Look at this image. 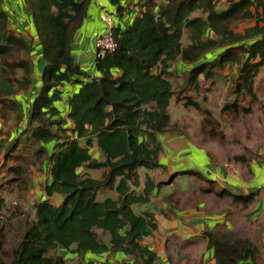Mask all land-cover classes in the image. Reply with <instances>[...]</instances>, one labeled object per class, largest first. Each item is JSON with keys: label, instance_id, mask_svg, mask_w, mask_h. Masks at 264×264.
Masks as SVG:
<instances>
[{"label": "trees", "instance_id": "trees-1", "mask_svg": "<svg viewBox=\"0 0 264 264\" xmlns=\"http://www.w3.org/2000/svg\"><path fill=\"white\" fill-rule=\"evenodd\" d=\"M4 1L0 120L19 124L9 133L16 132L12 147L20 143L29 149L32 163L46 162L50 179L43 185L44 196L34 203V217L24 221L20 238L3 252L8 260L0 257V264H67L58 249L81 256L122 252L134 258L125 264H160L143 243L156 226L146 208L177 174L204 175L185 169L168 180V175L154 181L146 174L141 182L139 170L164 167L160 136L174 127L170 103L185 99L180 94L186 87L197 91L199 76L213 82L218 71L235 63L234 100L224 108L238 111L241 96H255V78L264 70V0H107L116 18L112 33L117 47L95 58V76L85 74L71 53L90 0H23L28 27L16 25ZM246 20L253 23L235 30ZM106 29L102 24L101 32ZM40 52L44 66L34 91L38 74L33 63L39 62ZM173 73L184 76L179 90L171 81ZM66 83H79V89L67 97L63 115L55 101ZM27 92L33 98L24 117L19 96ZM187 103L202 110L195 101H183ZM93 142L100 159L90 153ZM19 156V161H27V156ZM79 167L100 175L81 173ZM231 195L243 203L256 197L253 191ZM54 196H61L58 205L51 202ZM5 207L0 192V221ZM206 237L213 249L209 264L259 260L258 248L247 236L207 231Z\"/></svg>", "mask_w": 264, "mask_h": 264}, {"label": "rangeland", "instance_id": "rangeland-1", "mask_svg": "<svg viewBox=\"0 0 264 264\" xmlns=\"http://www.w3.org/2000/svg\"><path fill=\"white\" fill-rule=\"evenodd\" d=\"M128 1L132 2L124 0L126 3ZM156 1L161 2V0ZM107 12L114 14L111 7L107 8ZM252 23L253 20L241 21L235 30H241ZM38 48L41 50L40 45ZM33 50L37 51V47L35 46ZM40 56L41 52L39 62L35 60L33 63L35 74L38 75L44 66ZM217 73L213 82L199 76L197 91H194L192 87H186L180 94L185 99L179 101L172 99L169 112L174 127L171 125L168 129L172 130L169 133H175L207 149L209 153L206 155L209 159L206 167L214 172V179L208 176V170L202 173L205 177L213 179L212 182H206L207 179L202 175L197 178L194 175L177 174L175 179L178 182H174L175 185L172 186L175 191L174 198H168L170 195L166 194L163 196L178 211L194 215L195 210L200 208V204L204 206L203 212L223 216L225 222L220 228L221 232L240 231V234H247L248 231L242 229L244 219L253 221L264 212V70H261L255 78L253 88L255 96H241L238 100L240 105L238 111L224 108L225 104L234 100L232 87L238 74L237 64L232 63ZM183 79L184 76L180 73L172 74L171 81L174 89L179 90ZM19 98L25 104L22 113L25 117L33 97L27 92ZM189 100L197 102L202 110L190 103L183 104V101ZM58 101L60 100L55 101L56 105ZM0 122V192L6 201L0 221V257L7 261L8 258L3 252L20 238L19 232L23 230L24 221L34 217V203L44 196L42 188L48 180L49 165L46 162L44 165L32 163L29 149L25 150L20 143L17 147H12L16 132L11 136L9 133L19 126L17 122L11 119L6 123L1 120ZM22 139L25 140V138ZM51 143L47 144L50 148ZM20 154L27 156V161H19L23 159L19 156ZM160 154L161 157L167 158L163 150ZM185 157L179 156L176 160H183ZM241 157L243 160H240ZM186 159H184L185 162ZM185 162L178 169H187ZM16 165H19L18 171L15 170ZM98 175L99 172L95 173V176ZM171 176L169 174L167 180ZM156 177L159 178L157 172L153 175L154 181ZM165 187L164 190L169 191ZM241 187L256 193L255 202L253 201L249 207H242L245 203L235 200L231 195L232 192L241 194L243 192ZM206 188L210 191L202 190ZM222 191L224 192L221 195L219 192ZM60 197H52L51 202L59 204ZM151 205L146 208L148 212L152 211ZM155 206H157V200H155ZM246 213H249V217ZM248 228L251 229L252 226ZM249 233L250 237L253 239L255 237L254 241L257 242L254 233L252 231ZM57 252L64 255L67 264H77L83 259L81 256L80 258L70 257V253L63 249H58ZM52 253L55 252L51 251L50 254Z\"/></svg>", "mask_w": 264, "mask_h": 264}, {"label": "crops", "instance_id": "crops-1", "mask_svg": "<svg viewBox=\"0 0 264 264\" xmlns=\"http://www.w3.org/2000/svg\"><path fill=\"white\" fill-rule=\"evenodd\" d=\"M108 5L109 3L107 0H90L87 16L72 40L71 53L74 61L79 64L85 74L90 76H95L97 74L95 65H93L96 52L94 33L101 32L102 24H104L99 20V13L102 6L107 7ZM3 8L7 12L15 15L16 25L23 24L28 27L30 19H28V16L26 15L23 0H5ZM35 84L34 91H36L37 87L40 85L39 75L37 76V79H35ZM78 87L79 83H66L59 87L61 89V99L58 105L63 108V115H66L67 112V97L76 92ZM160 141L162 150L167 156L166 159L164 156H160L161 163L164 167L158 170H147V172L139 170L141 182L144 181L146 174L153 179V175L157 172L159 178L156 177V180H161L165 179L169 174L181 171L178 167L184 164L185 158H187L185 162L187 169L196 170L199 168L200 170L196 171L201 173L204 170H208V176L214 179V172L206 167L209 159L206 155L209 153L206 148L199 147L193 142L187 141L183 139V137L169 132L161 134ZM90 153L95 158H101V153L95 142H93L90 147ZM179 156L186 157L183 160H176V157ZM78 171L81 173L86 172L92 177H96L95 173L99 172L98 170L85 169L84 167H79ZM49 179L50 175H48L47 182ZM213 179L211 180L213 181ZM176 181L178 182V180L175 179L166 185L165 188H168L169 191H166L163 188L161 193H157L152 199V211L150 212L152 213L151 215L156 226L150 234L144 237L143 243L149 245V247L156 253L160 264H209L213 261V249L208 246L206 232L220 231V228L225 221L221 215H215L205 211L203 212L204 206L200 204V208L195 210L194 215L193 213L178 211V209L173 207L163 195H170L168 198H174L175 191L172 186L175 185L174 182ZM172 189L173 191H171ZM241 189L243 190L241 194L252 192L247 191L246 187H241ZM110 194L112 195V193ZM176 199H179V197H176ZM59 200L61 201V197ZM155 200H157V206H155ZM253 201L243 204L242 207H249ZM246 215L249 217V213H246ZM244 221V223L242 222V229L248 232L247 234L241 235L250 238L257 246L260 254L257 264H264V212L261 216L255 217L253 221L248 218L244 219ZM249 226H252V228L249 229ZM249 231L254 233L258 240L257 242L254 241L255 237L254 239L250 237ZM230 232L232 231H229V233ZM236 232L239 233L240 231H233L232 233ZM191 238H193L192 241L190 240ZM65 252H69L70 257L80 258L79 256H81L74 255L69 250ZM81 257H83L82 262L91 261L93 264H125L127 262L133 263L134 261L132 255H125L122 252L105 253L102 255L86 253ZM189 259H191V261H189ZM239 264H251V261L241 260Z\"/></svg>", "mask_w": 264, "mask_h": 264}, {"label": "built area", "instance_id": "built-area-1", "mask_svg": "<svg viewBox=\"0 0 264 264\" xmlns=\"http://www.w3.org/2000/svg\"><path fill=\"white\" fill-rule=\"evenodd\" d=\"M107 8L108 6H102L99 13V20L106 25L107 29L102 32L94 33L96 48L95 58L103 57L106 53L114 51L117 47V43L112 33L116 18L113 14L107 12Z\"/></svg>", "mask_w": 264, "mask_h": 264}]
</instances>
